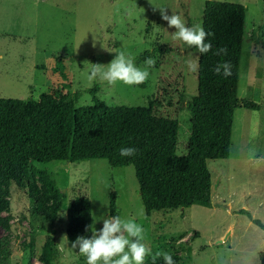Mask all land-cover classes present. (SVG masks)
Returning a JSON list of instances; mask_svg holds the SVG:
<instances>
[{
  "label": "rangeland",
  "instance_id": "374dc122",
  "mask_svg": "<svg viewBox=\"0 0 264 264\" xmlns=\"http://www.w3.org/2000/svg\"><path fill=\"white\" fill-rule=\"evenodd\" d=\"M205 1L0 0V97L38 98L49 86L61 87L63 80L53 69L61 58L71 90L79 93L76 106L92 102L89 88L95 83L99 85L97 95L108 105L153 101L158 114L179 121L176 152L184 155L191 133L187 103L197 93L199 53L173 39L175 29L162 19L158 8L168 15L179 14L187 26L202 25ZM221 1L246 7L238 97L261 104L259 110L241 106L235 111L230 152L232 160H237L243 154H264V0ZM157 47L163 51L149 56L156 63L143 84L109 85L88 78L92 64L107 65L118 51L133 56L137 66L144 67L140 55ZM190 62L197 67L192 69ZM230 159L208 160L211 206L194 204L150 214L132 165L112 166L103 158L33 161L38 168L47 169L62 189L61 210L52 220L37 209L35 194L25 183L13 180L3 186L8 205L2 214L7 224L0 225V239H8L11 250L6 264H41V249L51 238L59 247L52 264H86V257L78 247L72 248L73 242L66 236L68 202L76 195H87L92 203V230H100L103 216L111 215V193L115 194L117 215L135 219L144 227L145 242L153 253L179 256L180 264H261L264 229L227 204L234 199L246 208L247 203L253 217L264 222V167ZM37 187L39 191L43 187L39 180ZM219 189L223 198L217 196ZM244 192L252 194L247 201L241 197Z\"/></svg>",
  "mask_w": 264,
  "mask_h": 264
},
{
  "label": "trees",
  "instance_id": "16d2710c",
  "mask_svg": "<svg viewBox=\"0 0 264 264\" xmlns=\"http://www.w3.org/2000/svg\"><path fill=\"white\" fill-rule=\"evenodd\" d=\"M246 7L237 2L206 0L202 26L214 35L208 37L212 50L200 54L197 68V93L188 101L191 133L187 153L177 154L179 121L163 116L148 105H108L99 98V85L89 88L92 102L76 106L79 93L71 90L61 58L53 66L63 80L61 87L49 86L38 98L0 97V225L8 201L3 197L13 180L25 183L35 194L38 210L54 220L61 210L64 193L47 169L32 162L53 160L81 161L106 159L112 166L132 165L139 193L147 214L163 209L189 208L194 204L211 206V172L208 160L230 156L234 114L243 106L259 110L261 104L238 97V78L245 32ZM188 23L191 20L188 17ZM219 47L228 54L214 55ZM160 47L144 51L139 63ZM225 61L232 64V75L225 78L213 69ZM121 147H134L131 157L120 155ZM37 180L42 183L39 191ZM48 200L51 203L48 204ZM111 215H117L115 194H110ZM259 227L264 222L244 208ZM67 239L92 234V203L87 195H76L68 202ZM59 252L51 238L41 249V264H52ZM11 255L10 241L0 239V264ZM180 264L179 256H172ZM145 264H152L151 258ZM157 264H164L162 258ZM264 264V252L261 253Z\"/></svg>",
  "mask_w": 264,
  "mask_h": 264
},
{
  "label": "clouds",
  "instance_id": "9594fccd",
  "mask_svg": "<svg viewBox=\"0 0 264 264\" xmlns=\"http://www.w3.org/2000/svg\"><path fill=\"white\" fill-rule=\"evenodd\" d=\"M161 17L170 28H174L173 39L182 41L189 48L194 47L200 54H207L212 50L208 37L214 35L206 31L201 24L187 26L179 14L168 15L164 8H158ZM115 58L107 65L92 64L89 79H100L109 85L122 82L125 85H140L145 83L149 76V69L155 66V59L148 57L144 60V67L137 66L135 58L124 51L116 52ZM214 55H227L226 47H219ZM192 69L197 65L189 63ZM217 75L225 78L232 75L231 62L218 63L213 69ZM120 155L131 157L137 153L134 147H121ZM103 226L100 230H91L90 238L78 236L72 243V248L78 247L79 253L86 257V264H145L151 258L152 264L162 258L164 264H176L168 252L156 251L145 242V229L135 219L122 218L119 215H108L102 218Z\"/></svg>",
  "mask_w": 264,
  "mask_h": 264
},
{
  "label": "crops",
  "instance_id": "0c3cea01",
  "mask_svg": "<svg viewBox=\"0 0 264 264\" xmlns=\"http://www.w3.org/2000/svg\"><path fill=\"white\" fill-rule=\"evenodd\" d=\"M231 158V159H230ZM224 159H227V160H232V154H231V152H230V156L228 157V158H224ZM232 162H238V163H241L242 165L243 164H258V165H261V166H263L264 167V154L263 153H256V154H243L241 157H239L237 160H232ZM229 163V162H228ZM220 174H218V177H217V180H219L220 179ZM211 180H212V178H211ZM218 182V181H217ZM220 186H221V184H220ZM219 186V187H220ZM211 189H212V185H211ZM219 191H220V189L219 190H217V196L218 197H222L223 198V196H222V193H219ZM228 194H230V193H228ZM227 194V195H228ZM216 196V197H217ZM252 196V194H249V192H244V194H242V196L241 197H244V199H245V201H247V199H249L250 197ZM211 197H212V193H211ZM233 204H229V201H228V204H227V206H228V208L229 209H232V210H234V209H236V208H238V209H240V208H244L243 206H242V204H240V203H237L236 202V200H234L233 199V202H232ZM213 204V203H212ZM246 208H248V210H249V208H250V205L249 204H247L246 203ZM246 208H244V209H246ZM236 211V210H235ZM250 211V210H249ZM250 213H251V211H250ZM252 214V213H251ZM252 216H254L253 214H252ZM226 236L227 235H225L224 236V238L223 239H225L226 238Z\"/></svg>",
  "mask_w": 264,
  "mask_h": 264
}]
</instances>
